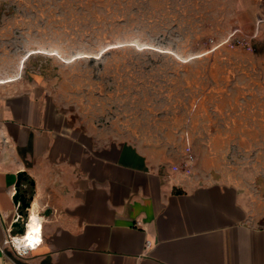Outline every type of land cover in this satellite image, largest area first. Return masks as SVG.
<instances>
[{
    "label": "rangeland",
    "instance_id": "374dc122",
    "mask_svg": "<svg viewBox=\"0 0 264 264\" xmlns=\"http://www.w3.org/2000/svg\"><path fill=\"white\" fill-rule=\"evenodd\" d=\"M247 2L0 0V87L40 84L112 136L262 171L264 0L256 19Z\"/></svg>",
    "mask_w": 264,
    "mask_h": 264
},
{
    "label": "crops",
    "instance_id": "0c3cea01",
    "mask_svg": "<svg viewBox=\"0 0 264 264\" xmlns=\"http://www.w3.org/2000/svg\"><path fill=\"white\" fill-rule=\"evenodd\" d=\"M257 3L246 5L255 19ZM22 82L0 87V264H264V181L249 177L264 168L229 167L218 147L195 145L189 161L183 141L173 151L112 136ZM21 172L27 219L42 222L26 255L7 242Z\"/></svg>",
    "mask_w": 264,
    "mask_h": 264
},
{
    "label": "water",
    "instance_id": "95a60500",
    "mask_svg": "<svg viewBox=\"0 0 264 264\" xmlns=\"http://www.w3.org/2000/svg\"><path fill=\"white\" fill-rule=\"evenodd\" d=\"M28 177L25 173L21 172L18 175V181L16 183L17 192L14 195V203L19 209V219L14 223V227L18 228V234H24L27 231V221L24 222V218L29 217L30 209L32 208L33 196H29L27 191L23 188L22 183L27 181Z\"/></svg>",
    "mask_w": 264,
    "mask_h": 264
},
{
    "label": "bare ground",
    "instance_id": "6f19581e",
    "mask_svg": "<svg viewBox=\"0 0 264 264\" xmlns=\"http://www.w3.org/2000/svg\"><path fill=\"white\" fill-rule=\"evenodd\" d=\"M34 211V210H33ZM42 232V222L37 213L32 212L27 219V231L22 235H18L21 245H31L39 241Z\"/></svg>",
    "mask_w": 264,
    "mask_h": 264
},
{
    "label": "built area",
    "instance_id": "2783aa9c",
    "mask_svg": "<svg viewBox=\"0 0 264 264\" xmlns=\"http://www.w3.org/2000/svg\"><path fill=\"white\" fill-rule=\"evenodd\" d=\"M188 160L189 161H193L194 160V155H190ZM184 165H185L184 167H187L188 166V162L186 164H184ZM18 235H21V234H17V235H14V236L10 237L7 240V242H11L12 245L14 246L15 250L17 251V253L20 254V255L28 254L31 250L35 249L42 242V232H41V236L39 238V241H37L36 243L31 244V245H21V243L19 242Z\"/></svg>",
    "mask_w": 264,
    "mask_h": 264
}]
</instances>
